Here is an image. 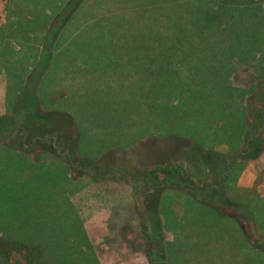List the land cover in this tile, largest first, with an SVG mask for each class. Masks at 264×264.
<instances>
[{
  "label": "rangeland",
  "instance_id": "obj_1",
  "mask_svg": "<svg viewBox=\"0 0 264 264\" xmlns=\"http://www.w3.org/2000/svg\"><path fill=\"white\" fill-rule=\"evenodd\" d=\"M253 1L224 41L238 50L230 66L220 69L212 52L198 57V66L186 65L174 77L169 93L125 76L133 71V55L99 51V42L96 52L86 46L98 39L86 31L94 23L86 12L112 8L113 0H82V11L70 20L61 14L72 8L70 0H0V106L7 104L9 114L25 94L32 108L26 132L18 129L0 147V223L35 230L43 225L32 219L68 211L59 221L66 232L60 238L78 248L77 264H264V131L259 150L245 151L244 144L247 129L256 127L247 106L256 107L253 94L264 81V0ZM61 22L59 41L52 42ZM45 52L52 57L48 74L36 78ZM52 91L60 99L65 92L58 104L66 106L63 113L50 108ZM54 119L64 127L72 121L79 140L64 148L55 144L48 128ZM235 136V150L224 144L216 150L226 163L206 161L218 182L225 166L226 201L249 205L262 228L228 217L226 206L199 203L183 188L165 189L146 221L145 200L129 180L91 164L74 165L81 158L112 161V167L135 174L141 166L171 161L170 137L213 151ZM152 220L159 221L161 239L152 235Z\"/></svg>",
  "mask_w": 264,
  "mask_h": 264
},
{
  "label": "trees",
  "instance_id": "obj_2",
  "mask_svg": "<svg viewBox=\"0 0 264 264\" xmlns=\"http://www.w3.org/2000/svg\"><path fill=\"white\" fill-rule=\"evenodd\" d=\"M252 2L254 1L113 0L112 8L86 12L93 17L92 21H94L86 26V31L88 35L98 36L97 40L89 39L86 46L90 51L96 52L99 42L102 43L99 51L133 55V71L125 76L139 80V85L145 84L150 90L166 89L170 93L173 82L177 81L174 77L178 78L182 69L185 70L186 65L190 64L192 68L193 65L198 66V57L206 56L207 58L212 52L211 59L216 57L219 59L217 60L222 66L220 69L230 66L231 59L236 58L235 54L238 50H236L237 47L232 49L224 41L229 40L226 36L232 31L234 24L239 23L238 19ZM81 3L82 0H70L68 5L72 8L67 14H61L66 16L65 19H72L79 10L82 11ZM98 4V7L102 6L100 1ZM95 11L97 12L95 13ZM61 14L59 16H62ZM60 26L53 30L52 42L59 41L57 36L64 27L62 22ZM226 52L230 55L227 60ZM42 54L37 64L39 72L36 78L42 76L43 72L40 69L50 62V54L46 52ZM72 59L75 58L72 57ZM99 60L97 54L94 60L96 66ZM85 65L87 66V64ZM197 68L194 67V70ZM25 98V94L21 95L11 112L0 117V147H5L3 141L10 139L18 129L26 132L25 127L26 124H29L32 108L29 107L28 102H25ZM253 98L256 107L248 108L247 106V117L251 115L254 117L256 127L252 126L247 129V137L244 142L245 151L257 148L259 150L261 145L260 133L264 131V81L255 88ZM172 106L174 105H171L170 109ZM21 110L22 113H20ZM46 121L44 120V122ZM68 123L69 127L60 126L54 119V122L50 121L48 125V128L54 132L50 137L61 148H64L66 143L72 144L78 140H76L77 136L69 132L74 128L72 121L68 120ZM58 127L61 128L57 129ZM73 136L74 140L71 139ZM169 147L171 148L169 163L157 162L148 169L141 166L138 173L135 174H129V170L122 167H112V161L101 165L81 158L74 162V165L84 168L91 164L94 170L106 172L110 176L116 173L119 178L129 180L136 194L142 197L141 200H145L144 207L147 211L144 210L146 215L143 214L141 217L146 221L148 214H156L154 207L165 189L183 188L187 189L188 193L199 203L226 206V211L232 214H228V217L236 219V221L238 218L242 219L252 228L257 226L262 228L249 205L241 203L230 205L226 201L225 185L229 180V174L226 173L225 166L222 167L224 171L222 179L226 183L215 181L217 177L211 171L212 165L208 164L206 158L210 157L223 165L226 163L225 157L220 156L214 150L206 151L199 144L181 137H170ZM69 163L73 165L72 161ZM58 210L52 212L51 219L53 221L47 218L49 216L47 213L37 217L36 221L32 219L34 224L43 225L40 229L8 228L0 223V264H74L75 262L77 264L78 248L64 244L60 238L61 234L65 235L66 232L61 229L62 224H59V221H62V216L68 215V211L62 213L61 216L57 214ZM54 223L58 224L54 225ZM151 223L154 229L152 235L154 238L161 239L162 232L159 221L152 220ZM73 233L76 235L75 232ZM70 234L71 229L69 230ZM262 242L264 245V240Z\"/></svg>",
  "mask_w": 264,
  "mask_h": 264
},
{
  "label": "crops",
  "instance_id": "obj_3",
  "mask_svg": "<svg viewBox=\"0 0 264 264\" xmlns=\"http://www.w3.org/2000/svg\"><path fill=\"white\" fill-rule=\"evenodd\" d=\"M54 55V54H53ZM52 60V57H50V61ZM38 62V61H37ZM48 64L45 66L46 68L44 69V70H41L44 74L46 73V74H48L47 72H48ZM86 66V65H85ZM44 67V66H43ZM42 73V76H44V74ZM41 76V77H42ZM40 77V78H41ZM41 86V85H40ZM40 86H38L39 88H40ZM61 94H63V96L61 97V99L60 98H58V95H57V93L56 92H54V91H52V95H51V98L49 97V106H50V108L52 109V111L54 110V111H56V112H60V113H63L66 109L64 108V107H66V106H64V105H62L63 103H61V105H58L60 102H61V100H63V98H65V92L64 91H62V92H60ZM65 94V95H64ZM57 96V97H56ZM52 97H56L55 99H53ZM82 97V96H81ZM81 97H80V99H81ZM56 105H58V106H56ZM4 106L5 107H3L2 106V104H1V106H0V117H2V116H5V115H7V113H6V106H7V104H5L4 103ZM14 107V106H13ZM78 127H80V126H78ZM76 128L74 127V128H72L69 132H72V133H74L73 131L75 130ZM75 131H77V134H75L74 133V135L75 136H77V139L79 140V138L81 137V134H80V132H79V130H78V128L75 130ZM232 143H234L236 146L238 145V147H239V143H240V138H238L237 136H235L234 137V139H228V141H224L223 143H219L217 146H214L215 148H214V150H215V152H217L216 150L218 149V148H220V147H222V145L224 144L225 146H227L226 147V150L227 151H233V150H235V149H232L231 150V146H232ZM237 147V148H238ZM16 153H18V152H16ZM239 184L241 185L242 184V182H241V180L239 181ZM162 198V197H161ZM161 198H160V200H161ZM159 200V201H160Z\"/></svg>",
  "mask_w": 264,
  "mask_h": 264
}]
</instances>
